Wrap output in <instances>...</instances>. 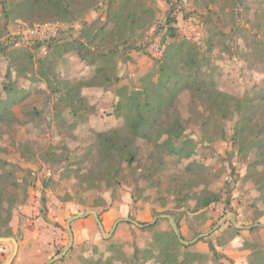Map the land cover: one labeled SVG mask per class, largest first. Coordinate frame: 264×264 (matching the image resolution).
Returning a JSON list of instances; mask_svg holds the SVG:
<instances>
[{"label": "rangeland", "instance_id": "rangeland-1", "mask_svg": "<svg viewBox=\"0 0 264 264\" xmlns=\"http://www.w3.org/2000/svg\"><path fill=\"white\" fill-rule=\"evenodd\" d=\"M109 3L99 0L88 11L79 6L70 23L34 21V25L25 18L4 17L0 5V41L21 37L26 46L18 48L27 52L20 59L10 53L12 48L9 53H0V95L9 96L4 84H12L14 93L21 88L29 92L23 100L16 96L17 102L11 107L16 118L0 124V180L9 184L13 171L20 184L5 195L6 203L15 201L10 233L17 238L19 249L12 264H46L56 257L59 259L53 264H86L89 258L103 261L111 256L115 261L122 259L117 264H133L156 232L174 229V216L185 241L212 230L181 248L206 255L204 264H250L253 249H264V203L257 201L253 182L244 181L253 153L244 158L233 143L236 116L207 118L203 100L184 90L178 102L183 124L177 130L185 134L193 153L189 159L180 160L166 152V168L154 180L142 173L153 151L142 136L137 168L126 170L119 185L102 183L99 189L85 190L73 174L67 175L68 162L63 158L68 154L73 157L95 141L97 130L105 128L112 118L109 110L118 94L141 86L143 78L155 79L158 59L167 49L168 43L164 45L161 40L171 14L177 18L173 26L178 37L167 38V42L188 40L197 51L196 59L189 54L187 58L193 61L190 65L200 68L201 76L231 94L260 97L264 88V0H137L135 10L143 19L122 35L127 43L116 56L114 83L83 90L95 112L73 126L66 98L51 93L47 82L79 79L91 73L94 67L82 60L69 42L90 40L98 27L110 26ZM131 44L143 49H124ZM189 162L206 167L205 180L212 190L221 192L220 203L194 210L195 200H190L175 207L172 178L183 174ZM161 196L167 206L161 204ZM89 211H97L105 234L92 213L85 215ZM73 216H79L71 222L74 241L60 258L70 242L67 224ZM154 218L155 222L142 228ZM233 221L240 227L238 233ZM120 250L123 258L118 255ZM11 252L9 242L0 243V264Z\"/></svg>", "mask_w": 264, "mask_h": 264}, {"label": "trees", "instance_id": "trees-1", "mask_svg": "<svg viewBox=\"0 0 264 264\" xmlns=\"http://www.w3.org/2000/svg\"><path fill=\"white\" fill-rule=\"evenodd\" d=\"M136 2L137 0H110L108 18L112 24L98 27L90 40L75 39L69 42L81 59L94 67L89 75L79 79L58 78L47 82L51 93L66 98L73 126L86 121L89 119L86 117L95 112V107L90 105L83 95V90L114 83L118 69L116 56L120 54V47L127 43L122 35L138 26L143 19L142 14L135 10ZM98 3L99 0H0L4 17L25 18L32 22L29 25H34V21L70 23L76 18L79 6L88 11ZM176 19L174 14L166 18V34L161 42L168 44L163 56L158 59L160 66L155 79L143 78L141 86L131 88L124 95L118 94L119 99L113 109L109 110V116L112 118L105 128L97 130L95 141L74 153L73 157L68 154L63 158L68 162L66 173L73 174L79 181V186L85 190L99 189L102 183H107L109 187L119 185L126 170L137 168L141 152L139 136L153 148L149 161L142 170L144 177L148 179L154 180L157 174L163 173L166 168V152L176 155L180 160L189 159L193 149L189 148L188 141L184 139L185 134L177 130L183 124V117L178 108L180 94L189 90L193 98L203 100L209 113L207 118L217 117L223 120L237 117L233 127V143L242 157L249 158L251 152L253 153L244 181L253 182L258 191L257 201L264 203V88L261 91L263 94L258 98L248 93L235 95L217 88L211 79L201 76L200 68L190 65L193 61L187 58L189 54L196 59L197 50L191 48L190 42L186 39L175 41L174 44L167 42V38L178 37L177 28L173 26ZM21 42V37L9 42L0 41V53H7L9 48H12L10 53L18 55L20 59L27 53L26 48H18L26 46ZM93 44L95 45L91 46ZM60 47L58 45V48ZM141 47L131 44L124 49L142 50ZM3 88L9 92V96L4 98L0 95V124L16 118L11 112V107L17 102L16 96L23 100L29 94L22 88L14 93L12 84H4ZM12 92L14 94L11 95ZM36 114L40 115L39 111ZM205 170L203 164L189 162L183 174L173 176L171 193L173 201L177 203L175 207L179 208L181 205H187L190 200H195L194 210H200L221 202V192L210 188V182L205 180ZM11 173L13 176L9 175V184L0 180V237L11 236L10 222L15 209V201L9 200V203H6L5 195L8 189L16 190L20 187L14 172ZM161 204L167 206V201L162 196ZM174 217L180 229V222ZM233 228L239 232V228ZM256 228L259 226L251 227ZM180 237L183 240L181 234ZM182 247L187 248L174 229L159 231L145 248L140 250V256L134 257L132 261L135 264L205 263L206 255L184 251ZM118 255L123 258L121 250ZM114 258L111 256L103 261L99 260L100 258L97 261L89 258L86 264H117L122 260L115 261ZM249 263L264 264V249H253Z\"/></svg>", "mask_w": 264, "mask_h": 264}, {"label": "water", "instance_id": "water-1", "mask_svg": "<svg viewBox=\"0 0 264 264\" xmlns=\"http://www.w3.org/2000/svg\"><path fill=\"white\" fill-rule=\"evenodd\" d=\"M89 213H92V214L94 215V217H95V219H96V222H97V224L99 225V228H100L101 232H102L103 234H105V230H104V227H103L102 221H101V219H100V217H99L97 211H89V212H86L85 215H88ZM167 216H169V215H161V217H167ZM77 217H79V216H73L72 218L68 219L67 228H68V231H69V233H70V242H69V244L65 247L64 251L61 253L60 258L63 257V256L68 252V250L70 249V247H71L72 244H73L74 236H73V231H72L71 222H72V220H74V219L77 218ZM156 219H157V218H154V220H153L152 222H148V223H146L145 225H150V224H152L153 222L156 221ZM230 219L233 220V218H232L231 216H230ZM121 220H122V219L118 220V221L116 222V224H117L119 221H121ZM130 221H132L133 223H135V224L138 225V226H142V224L139 223V222H136V221H134V220H130ZM222 221H223V220H222ZM233 222H234L235 226L238 227V225L236 224V222H235V221H233ZM116 224H115V225H116ZM255 225H260V224H255ZM241 227H244V226H241ZM238 228H240V227H238ZM214 229H215V228H214ZM174 231H175V233L179 236V239H180L184 244H186V245H190V244H193L195 241L199 240L200 238H202V237L208 235L212 230L209 231V232H206V233H201V234H199L197 237H195L194 239H192V240H190V241H185V240H182V239H181L180 234H179V230H178V226H177L176 223H174ZM112 232H113V231H111L110 234H111ZM5 242H9V243L12 245V252H11L10 257H9L6 261H4L2 264H12L13 261H14V259L16 258L17 253H18L19 242H18L17 238L14 237V236L0 237V243H5ZM57 259H59V257L53 258L52 260H50V261L47 262L46 264H53Z\"/></svg>", "mask_w": 264, "mask_h": 264}]
</instances>
